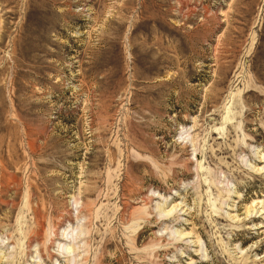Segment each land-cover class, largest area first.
Listing matches in <instances>:
<instances>
[{
    "label": "rangeland",
    "instance_id": "1",
    "mask_svg": "<svg viewBox=\"0 0 264 264\" xmlns=\"http://www.w3.org/2000/svg\"><path fill=\"white\" fill-rule=\"evenodd\" d=\"M0 264H264V0H0Z\"/></svg>",
    "mask_w": 264,
    "mask_h": 264
},
{
    "label": "bare ground",
    "instance_id": "2",
    "mask_svg": "<svg viewBox=\"0 0 264 264\" xmlns=\"http://www.w3.org/2000/svg\"><path fill=\"white\" fill-rule=\"evenodd\" d=\"M61 248V247H60Z\"/></svg>",
    "mask_w": 264,
    "mask_h": 264
}]
</instances>
